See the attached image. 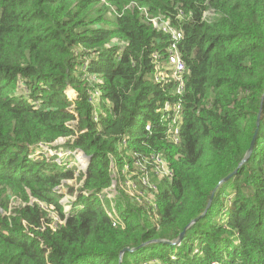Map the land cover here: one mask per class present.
I'll use <instances>...</instances> for the list:
<instances>
[{
  "label": "trees",
  "instance_id": "16d2710c",
  "mask_svg": "<svg viewBox=\"0 0 264 264\" xmlns=\"http://www.w3.org/2000/svg\"><path fill=\"white\" fill-rule=\"evenodd\" d=\"M146 14L183 33L181 95L154 79L171 39ZM263 87L264 0H0V264H116L110 254L143 232L137 214L145 240L178 234L246 149ZM168 101L182 107L177 144L160 121ZM153 153L173 174L153 179L155 214L118 187L110 207L111 162L123 180ZM249 166L251 181H227L187 242L127 264H264V115ZM74 177L76 191L63 183Z\"/></svg>",
  "mask_w": 264,
  "mask_h": 264
},
{
  "label": "built area",
  "instance_id": "2783aa9c",
  "mask_svg": "<svg viewBox=\"0 0 264 264\" xmlns=\"http://www.w3.org/2000/svg\"><path fill=\"white\" fill-rule=\"evenodd\" d=\"M211 12L206 11L203 15V18L209 17ZM147 21L153 26V28L162 33H166L170 35V45L167 50V56L164 61L163 71H160L156 68V73L154 79L156 82L162 83L166 81V78L169 81L176 82V90L175 93L177 95H181L184 87V78L183 72L185 70L184 61L180 55L178 45L182 40L183 33L180 29L172 27L170 25L169 18L166 17H149L147 14ZM179 16L176 18L178 19ZM156 58V55H153ZM162 115L160 121L164 123V134L171 142L177 144L179 142V123L180 116L182 113V107L180 101L176 103L165 102L162 107ZM147 131L150 130V126L147 125L145 128ZM75 139V138H74ZM74 139H71V144ZM64 140H59L56 145L63 144ZM122 145H126V141L122 142ZM47 152L50 155H53L50 149H47ZM57 154L56 161L61 162V157L63 155V151L55 152ZM74 155V160L78 165V169L81 170L84 168V158L81 154L67 151L65 155ZM80 164H82V168H80ZM70 164H68L69 166ZM134 171H130V167L126 165L122 171L123 180L118 178L117 169L113 162H111L109 169L112 178V184L110 188H120L119 182L121 181L124 185L121 188L127 191L128 195L132 198L136 199L138 204L146 205V210L155 214L157 210L154 197L157 192L156 184L153 182V179L157 181H166L170 182L173 177L172 171L168 168L166 162L158 153H153L149 155H140L136 156L134 161ZM119 179V181H117ZM116 183V185H115ZM110 192V191H108ZM126 193V194H127ZM109 195V194H108ZM119 223L118 220H113V226H116Z\"/></svg>",
  "mask_w": 264,
  "mask_h": 264
},
{
  "label": "water",
  "instance_id": "95a60500",
  "mask_svg": "<svg viewBox=\"0 0 264 264\" xmlns=\"http://www.w3.org/2000/svg\"><path fill=\"white\" fill-rule=\"evenodd\" d=\"M263 104L264 87L259 95L258 107L255 113L251 136L246 149L239 157L237 163L216 181L215 185L207 195L202 208L183 225L178 234L173 236H160L150 240L144 239V236L146 235V233H148L149 230L145 225L142 216L137 214L136 219L139 227L143 230V232L139 235V240L137 243H126L119 245L115 249V251L110 254L114 258L116 264H127L126 259L128 255H136L143 251L164 245L177 247L182 243L187 242L189 238L196 233L199 222H201L202 219H204L214 210L218 194L225 187L227 181H229L231 178L235 177L242 171L245 172L244 182L251 181L252 172L249 166V161L252 158L256 147H258V139L261 134V127L263 124Z\"/></svg>",
  "mask_w": 264,
  "mask_h": 264
},
{
  "label": "rangeland",
  "instance_id": "374dc122",
  "mask_svg": "<svg viewBox=\"0 0 264 264\" xmlns=\"http://www.w3.org/2000/svg\"><path fill=\"white\" fill-rule=\"evenodd\" d=\"M74 50V49H73ZM66 95H67V97L68 98H70V99H75L76 98V96H75V94H74V92H72V90L71 89H67L66 90ZM70 125L71 126H75L76 125V121H74V122H71L70 123ZM117 150H119V148L117 147ZM120 158V153L119 152H117V155H116V157H115V161H117L118 159ZM80 168H82V164H80ZM81 180H78L77 179V177H74V179H72V180H70V181H64L63 183H66L67 185H68V187H70V188H74V191H76V189H78V188H80V184H81ZM115 185H116V183H115ZM119 187L121 188V186H122V188H123V184H122V182L120 181L119 182ZM68 188L66 187V186H64V187H60L59 189H58V191L60 192V193H62V195H63V198L61 199V202H62V204L63 205H65L66 203H70V205H72L73 204V202L75 201V193H74V195H72L71 193H69L68 192V190H67ZM124 190H125V188H123ZM108 191H110V193H109V195H107V198H109V200L110 199H112L113 198V195L114 194H116V190H115V188H109V189H107ZM126 193H127V191H126ZM129 193V192H128ZM127 193V194H128ZM130 194V193H129ZM111 202L113 201V200H110ZM32 202H34V200H31V203ZM18 204V201L17 200H12L11 201V203H10V206L9 207H15L16 205ZM111 205L112 206H114V208H115V202H112L111 204H110V207H111ZM69 207L70 206H67V207H65V210H68L69 209ZM49 210V209H48ZM110 210V209H109ZM106 211H108V209L106 208ZM8 212H4V211H2V210H0V215H6ZM51 216H53V214L51 215ZM112 216H113V214H112Z\"/></svg>",
  "mask_w": 264,
  "mask_h": 264
}]
</instances>
